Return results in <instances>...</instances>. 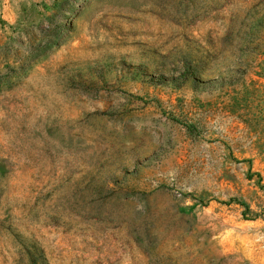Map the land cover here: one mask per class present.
<instances>
[{
    "label": "rangeland",
    "instance_id": "1",
    "mask_svg": "<svg viewBox=\"0 0 264 264\" xmlns=\"http://www.w3.org/2000/svg\"><path fill=\"white\" fill-rule=\"evenodd\" d=\"M0 264H264V0H0Z\"/></svg>",
    "mask_w": 264,
    "mask_h": 264
}]
</instances>
